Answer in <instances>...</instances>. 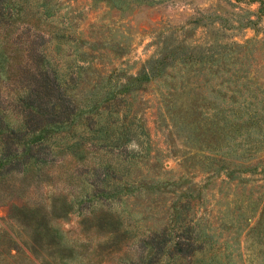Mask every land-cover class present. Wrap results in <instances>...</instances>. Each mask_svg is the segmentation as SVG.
<instances>
[{"label": "rangeland", "instance_id": "1", "mask_svg": "<svg viewBox=\"0 0 264 264\" xmlns=\"http://www.w3.org/2000/svg\"><path fill=\"white\" fill-rule=\"evenodd\" d=\"M7 2L0 125L18 128L30 115L20 100L29 93L37 114L21 129L35 141L48 134L49 153L37 178L17 162L22 139L9 144L0 264L40 262L14 210L22 206L42 210L71 251L54 264H183L175 248L188 234L202 243L194 264H264V0ZM52 76L73 110L62 123L47 119L56 107L41 83ZM88 115L98 122L91 132ZM129 122L138 141L126 154L97 145ZM105 163L124 166L105 176L101 185L117 190L106 199L90 170ZM56 198L67 208L59 216ZM163 235L162 251L144 244Z\"/></svg>", "mask_w": 264, "mask_h": 264}, {"label": "trees", "instance_id": "2", "mask_svg": "<svg viewBox=\"0 0 264 264\" xmlns=\"http://www.w3.org/2000/svg\"><path fill=\"white\" fill-rule=\"evenodd\" d=\"M9 7L10 4L7 2V0H0L1 13H4L6 9H7L6 11L7 13L8 11H11ZM43 78L45 79L47 77L44 76ZM41 89L45 91V97L47 99V102L51 100V102H48L50 103L51 106L50 110L52 111V109L56 107L55 110L48 113L47 119L52 120V123L55 122L56 120H61L62 123L64 122L65 119H68V116L73 114L72 108H70L69 105L63 103L64 99L62 100V95L64 94V92L58 91V84L54 82V76H52L51 81L50 80L45 81L43 85L41 83ZM24 95L28 96L29 93H26ZM25 96L22 97L20 96L21 105H24L28 109L29 112L28 114L32 116L33 113L37 114L36 112H32V109L30 110V108L32 107L33 99H29V98L23 99ZM111 99H115V96H112L110 100ZM122 99L123 98H120L119 100L121 101ZM112 103L115 102L112 101ZM36 105H38V108L40 107L38 103ZM104 109L106 108L104 107ZM38 110L40 113V109ZM30 115L24 118L23 121H20L21 126L19 124L18 128L8 126L7 123H5L3 126L0 125V134L2 135L1 144L3 148H5L4 151L1 150L2 155L0 156V177L6 175V173L10 170V168L14 167L15 165L16 162L14 155L15 152H13L14 149L12 148V146L10 147L9 144L17 142L18 139L19 140L22 139L23 144H25L23 150L25 153H27L26 159H24L23 162L17 161L23 165V170L31 169L32 174H34L38 178L40 177L39 172L42 170V167L47 164L48 161L47 155L49 153V147L47 143L41 142V140L47 139L48 134H46L45 136L43 135V133L42 134L40 133L36 137L38 141H35V138L34 140L32 139L33 138L32 136H34V134H29V131L31 129L30 130L21 129L24 125L27 126V124L31 120L32 117ZM108 116L109 114H106V119L108 118ZM85 119L87 120V124H86L87 131L91 132L93 129H95V125H97L98 122L93 120L92 117L90 118L89 115L86 116ZM70 120L71 118H69L67 123ZM34 122L36 121L34 120ZM26 134L29 136H26ZM133 140L138 141V136L135 131L133 132L131 130V122H129L128 126L122 127L120 133H117L114 136H112L111 134L108 139L102 140L97 145H100V147L109 148L110 150L112 148H117L118 150H120V152L125 153L127 143ZM35 142H38V147L32 148L31 146ZM27 150L29 151V153L27 152ZM103 165L104 166L92 167L90 170L92 171L94 177V183H97L101 180L98 183V185L96 184L94 187L95 194L104 193L105 195H102V198L106 199L107 197H114L115 195L114 191L117 190L116 189L106 190V188H104L103 185L101 184L104 183L105 186H107L108 184L107 178L114 176L116 173L121 174V172H123L124 166L115 168L110 163H105ZM97 168H100L101 172L103 173V178L101 179L99 178ZM105 176H107L106 180L104 179ZM103 179L105 180V182L103 181ZM53 201L54 202L52 208L54 215L57 216L62 215L60 213H64L67 209L66 204L61 202L58 198L53 199ZM14 210L17 212L16 215H18L30 227L29 229L31 232V242H30L31 245L29 246V250L36 258L39 259L40 261L39 264H54L55 257H66L70 255L71 251L69 249H64L58 244V241L56 240L55 235L52 229L50 228L48 221L46 220V215L42 210H40L38 207L35 206L14 207ZM110 233H113L112 230H110ZM165 238H166L165 235H163L158 239L146 238V242H144V244L151 245L153 243L154 247L157 248V250L154 252H158L160 250L162 251ZM180 244L181 245L178 246V248H175V252L178 254L180 253L181 259L185 260L183 264H194V262L190 260L191 259L190 257L195 250L201 248L202 243H197L196 238H193V236L189 237L188 234L184 242L182 240ZM153 260L157 261V259H155L154 257ZM130 262L131 264H134L133 261Z\"/></svg>", "mask_w": 264, "mask_h": 264}]
</instances>
